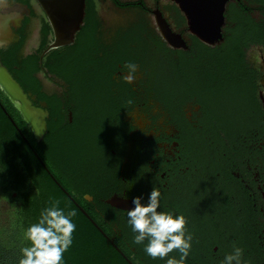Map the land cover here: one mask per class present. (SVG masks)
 <instances>
[{
	"label": "flooded vegetation",
	"instance_id": "af4514ba",
	"mask_svg": "<svg viewBox=\"0 0 264 264\" xmlns=\"http://www.w3.org/2000/svg\"><path fill=\"white\" fill-rule=\"evenodd\" d=\"M104 9L120 22L114 28L105 27ZM155 11L182 36L187 50L172 49L162 40ZM224 17L223 40L207 45L215 50L199 52L192 48L194 36L172 1L85 0L83 22L71 45L83 29H93L102 49L88 62V70L105 75L110 82L78 89L73 72L62 68L58 75L52 71L59 61L63 63L64 51L43 54L53 31L37 0H0V24L8 37L0 41V103L4 107L2 101L8 102L15 109L36 141L46 134L50 105L60 107L57 114L52 112L55 119L63 118L62 126L73 123L72 107L78 102L114 105L115 119L100 109L89 126L95 143L104 145L98 147L101 164L93 167L101 179L99 192H104L100 202L111 207L105 201L113 195L129 199L143 195L147 203L155 187L162 194L160 208L182 214L188 221L187 230L194 239L185 264H220L234 242L244 249L245 261L264 264V46L244 50L245 74L256 79L253 92L229 81L233 74L221 69L218 49L239 17L253 19L259 32H264V0H231ZM160 42L174 52L187 53L191 69L195 63L201 65L189 85H171L167 91V85L156 81L148 63ZM128 62L139 65L131 84L121 79ZM205 69L214 81L205 80ZM7 77L23 94L30 118L44 114L39 136L24 120V104L4 88ZM129 99L132 104L127 103ZM110 166L116 175L108 172ZM81 197L93 203L92 196ZM95 212L99 213L97 207ZM122 213L128 218L126 211Z\"/></svg>",
	"mask_w": 264,
	"mask_h": 264
},
{
	"label": "trees",
	"instance_id": "16d2710c",
	"mask_svg": "<svg viewBox=\"0 0 264 264\" xmlns=\"http://www.w3.org/2000/svg\"><path fill=\"white\" fill-rule=\"evenodd\" d=\"M234 21L236 25L228 30L230 36L218 48L222 52L219 65L227 75L233 74L229 81H235L242 85V89L246 88V91L253 92V83L256 79L253 75L245 74L244 50L250 46L263 47L264 32H259L254 20L249 17H239ZM83 30L85 31L79 34V38L73 45L49 51L50 55L64 51L61 54L63 63L59 61L52 71L58 75L62 68L73 72L76 76L74 83L76 82L79 86L108 85L110 82L108 77L88 70V62L92 61L102 47L93 35V29L92 31ZM192 38L194 39L192 47L194 50L199 52L215 50V48L200 43L194 37ZM46 45L47 42L43 43L39 51ZM123 49L127 50L126 44ZM154 50L148 67H153L152 75H157L156 81L160 85H167V91L170 90L171 85H189L201 71V65L198 63H195L191 69L192 63L188 60V54L183 51L174 52L161 42ZM204 78L205 80L208 78L209 81L215 80L206 69ZM80 88L83 87H78ZM2 104L43 164L54 175L55 180L66 192L71 193L79 206L133 264H166L165 260L149 257L143 250V244L133 243L134 234L128 224V218L122 211L105 206L99 200L104 197V192H99L101 179L94 174L93 167L95 163L101 164L98 160L101 144L95 143V137L90 132L91 127L89 126L91 119L100 109H104V112L101 111L102 114L110 117V120L115 119L116 107L114 105H95L88 100L83 103L78 102L72 107L73 123L65 126H62L63 118L55 119V114L52 112L55 111L57 114L60 107L50 105V109H53L50 110L51 114L46 123V134L36 141L15 109L8 102L2 101ZM116 124L122 125L120 122ZM98 138L100 142L104 136ZM107 142H109L108 139ZM111 166L108 172L110 171L112 175L114 172L116 175ZM0 190L5 199H10L13 193L16 195L14 199L11 198L12 202L16 203L11 221V233L6 243L0 241V264H19L22 258L21 249L29 246V242L24 238V232L32 224L38 222L41 211L50 206V198L60 200V207L65 212L75 210L77 213L72 218V222L76 225L73 243L64 253L63 264H128L111 242L98 231L51 179L1 109ZM75 194H79V198ZM85 194L93 197V203L81 197ZM95 207L98 208L99 213L95 212ZM158 211H165V208H159ZM177 254L179 253L174 251L170 256L178 258Z\"/></svg>",
	"mask_w": 264,
	"mask_h": 264
},
{
	"label": "clouds",
	"instance_id": "9594fccd",
	"mask_svg": "<svg viewBox=\"0 0 264 264\" xmlns=\"http://www.w3.org/2000/svg\"><path fill=\"white\" fill-rule=\"evenodd\" d=\"M124 68L127 72L121 79L125 83H133L137 79L139 65L128 62ZM127 103L132 104L133 101L129 99ZM160 197V191L153 187L147 203H144L143 195L132 198L134 207L127 211V217L134 234L133 243L143 244L144 252L152 259L165 260L166 264H185L191 252L193 234L187 230L188 221L184 215L158 211ZM60 203V200L50 198V206L41 211L38 222L24 232L29 246L21 249L19 264H63L64 253L73 243L76 225L72 218L77 213L75 210L65 212ZM174 251L179 253V258L170 256ZM243 257L244 249L234 242L232 251L225 254L220 264H251Z\"/></svg>",
	"mask_w": 264,
	"mask_h": 264
},
{
	"label": "water",
	"instance_id": "95a60500",
	"mask_svg": "<svg viewBox=\"0 0 264 264\" xmlns=\"http://www.w3.org/2000/svg\"><path fill=\"white\" fill-rule=\"evenodd\" d=\"M174 2L180 12L186 19L187 31L190 35L197 38L200 42L208 46H214L223 40L222 28L225 25L224 12L226 5L231 0H169ZM40 7L47 13L51 28L53 31V39L51 43L44 50L43 54L50 50L62 48L71 45L74 42L75 34L80 30L83 22L85 0H37ZM154 21L159 35L162 40L172 49L187 50V45L178 33L171 30L166 20L159 12H154ZM6 34V27L0 24V37ZM8 39L4 36L0 41ZM264 69V60H262ZM8 85H3L12 97L19 100L22 104L25 103L24 96L18 86L15 85L8 77L6 78ZM24 120L36 129V135H40L43 128V113H39L38 117L30 118L29 109L23 105ZM0 108L11 122L13 127L20 134L30 150L36 156L48 175L55 181L59 188L71 199L75 206L91 221V223L98 229V231L110 241L108 236L93 222L88 214L74 201V199L62 188V186L55 180L50 171L43 164L41 159L35 153L27 139L23 136L14 120L7 113L5 108L0 103ZM29 115V117H28ZM105 204L122 211L131 210L134 205L132 199L124 198L118 195H113L105 201ZM111 242V241H110ZM117 252L127 261L128 264H133L120 250L114 245Z\"/></svg>",
	"mask_w": 264,
	"mask_h": 264
},
{
	"label": "rangeland",
	"instance_id": "374dc122",
	"mask_svg": "<svg viewBox=\"0 0 264 264\" xmlns=\"http://www.w3.org/2000/svg\"><path fill=\"white\" fill-rule=\"evenodd\" d=\"M102 12V21L104 22L105 27L114 28L116 24L120 23L114 18L111 12L107 11V9H104ZM104 32L106 34L105 30ZM140 125L142 126V123ZM15 197L16 195L13 193L11 198L14 199ZM11 198H8L9 200L5 199L0 190V241H2V243H6L11 233V221L13 218V211L16 208V203H13Z\"/></svg>",
	"mask_w": 264,
	"mask_h": 264
}]
</instances>
